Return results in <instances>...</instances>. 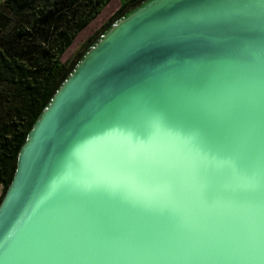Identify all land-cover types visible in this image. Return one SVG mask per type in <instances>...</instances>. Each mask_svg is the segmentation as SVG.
I'll list each match as a JSON object with an SVG mask.
<instances>
[{
    "label": "water",
    "instance_id": "water-1",
    "mask_svg": "<svg viewBox=\"0 0 264 264\" xmlns=\"http://www.w3.org/2000/svg\"><path fill=\"white\" fill-rule=\"evenodd\" d=\"M0 264H264V0H144L40 114Z\"/></svg>",
    "mask_w": 264,
    "mask_h": 264
},
{
    "label": "trees",
    "instance_id": "trees-1",
    "mask_svg": "<svg viewBox=\"0 0 264 264\" xmlns=\"http://www.w3.org/2000/svg\"><path fill=\"white\" fill-rule=\"evenodd\" d=\"M111 1L4 0L0 5V186L5 192L29 132L82 58L64 60L66 51ZM138 4L123 5L113 20ZM96 41H89L84 54Z\"/></svg>",
    "mask_w": 264,
    "mask_h": 264
},
{
    "label": "rangeland",
    "instance_id": "rangeland-1",
    "mask_svg": "<svg viewBox=\"0 0 264 264\" xmlns=\"http://www.w3.org/2000/svg\"><path fill=\"white\" fill-rule=\"evenodd\" d=\"M131 1L133 0H112L106 7L103 8L101 13L97 16V18L77 36L73 44L66 51L63 59L68 60L72 58L73 60L78 61L86 51L88 45L96 41V39H94L95 36L97 37L100 36L117 21V20H113L116 12L123 5L128 4ZM143 1L144 0H138L139 4H141V2ZM3 2L4 0H0V5H2ZM132 8L134 7H131L130 9ZM90 40L91 43H89ZM4 192H5L4 187L0 186V201L4 196Z\"/></svg>",
    "mask_w": 264,
    "mask_h": 264
}]
</instances>
